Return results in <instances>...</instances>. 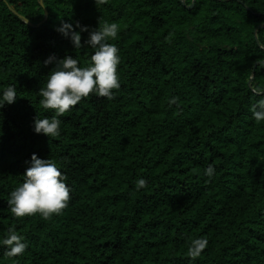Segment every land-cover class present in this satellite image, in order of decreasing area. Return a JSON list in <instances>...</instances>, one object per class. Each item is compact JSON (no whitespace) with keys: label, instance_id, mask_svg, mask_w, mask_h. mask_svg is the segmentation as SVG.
<instances>
[{"label":"trees","instance_id":"16d2710c","mask_svg":"<svg viewBox=\"0 0 264 264\" xmlns=\"http://www.w3.org/2000/svg\"><path fill=\"white\" fill-rule=\"evenodd\" d=\"M118 24L119 89L63 115L41 103L55 63ZM81 31L82 47L58 29ZM0 264H264V0H0ZM54 162L70 199L59 213L16 217L10 193L32 154ZM213 166L211 178L205 169ZM139 178L146 185L139 187ZM23 237L9 256L3 239ZM206 247L193 257L192 240Z\"/></svg>","mask_w":264,"mask_h":264},{"label":"clouds","instance_id":"9594fccd","mask_svg":"<svg viewBox=\"0 0 264 264\" xmlns=\"http://www.w3.org/2000/svg\"><path fill=\"white\" fill-rule=\"evenodd\" d=\"M105 0H96L101 5ZM65 36L70 37L76 49L82 47L81 31H86L83 26L81 31L68 22H63L58 29ZM119 27L117 23L105 21L103 25L89 33L86 43L95 51L91 56L92 63L87 67L80 66L77 57L66 55L63 58L50 56L45 63H55L53 70L48 74L46 86L39 89L42 97L41 103L46 109L54 110V115L35 118L34 131L37 134H45L49 138L61 134L62 121L57 117L68 112L82 98L89 94L105 96L111 99L114 96L113 89H119L120 78L118 65L120 62L119 48L110 40H115ZM18 95L14 85L7 86L0 92V109L4 105L12 104ZM253 115L257 120H264V101L253 107ZM30 166L23 173V183L14 188L10 193L8 205L16 217L30 216L39 212L47 218L52 214L59 213L66 207L70 199V187L65 182V177L57 165L50 159H43L33 153ZM214 167L209 165L205 174L211 178ZM139 187L146 185L144 178L137 181ZM6 245L9 256L22 254L26 248L23 237L15 231H9L2 241ZM207 245L203 238L192 240L188 251L193 257L200 254Z\"/></svg>","mask_w":264,"mask_h":264}]
</instances>
